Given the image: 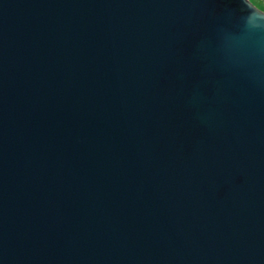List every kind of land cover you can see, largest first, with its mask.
<instances>
[{"label":"water","instance_id":"obj_1","mask_svg":"<svg viewBox=\"0 0 264 264\" xmlns=\"http://www.w3.org/2000/svg\"><path fill=\"white\" fill-rule=\"evenodd\" d=\"M0 264H264V11L0 0Z\"/></svg>","mask_w":264,"mask_h":264},{"label":"rangeland","instance_id":"obj_2","mask_svg":"<svg viewBox=\"0 0 264 264\" xmlns=\"http://www.w3.org/2000/svg\"><path fill=\"white\" fill-rule=\"evenodd\" d=\"M255 6L264 11V0H250Z\"/></svg>","mask_w":264,"mask_h":264}]
</instances>
